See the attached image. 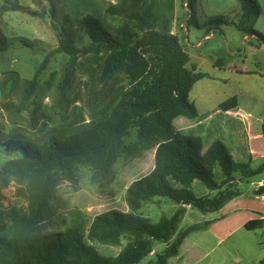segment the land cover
Segmentation results:
<instances>
[{"label": "trees", "instance_id": "trees-1", "mask_svg": "<svg viewBox=\"0 0 264 264\" xmlns=\"http://www.w3.org/2000/svg\"><path fill=\"white\" fill-rule=\"evenodd\" d=\"M4 12L24 9L17 0H1ZM57 0H46L49 15H58ZM199 0H189V21L197 28L228 25L226 17L198 23L195 7ZM240 15L237 28L245 35L254 34L261 15L256 0H238ZM108 14H117L115 7ZM127 23L117 33H111L105 22L88 15L77 23V30L89 39L88 46L79 49L66 24L61 27L59 46L51 53L65 54L69 61L58 84V92L65 95L72 88L79 60L88 55L106 54L100 80L108 82L122 74L127 88L120 95L109 115L86 124L75 134L60 138L50 135L44 142L26 139L1 141L0 149L9 159L0 165V264H140L153 253L154 245H165L163 254L148 264H168L179 256L184 240L193 232L207 230L211 222L180 230V224L190 206L203 214L218 212L241 195L237 182L249 180L264 172V165L252 169L249 164L235 162L225 145L216 141L204 152L200 137L181 134L174 126L180 117L195 120L198 111L190 101L193 86L207 77L188 68L190 57L178 35L154 29L139 13L126 15ZM66 23L70 22L66 17ZM233 23V21H232ZM133 24V25H132ZM69 26V25H68ZM18 41L29 47L28 39ZM12 41L0 23V57L9 52ZM49 63L47 57L36 69L32 79L26 80L18 111L25 110L35 95L40 75ZM237 105L232 97L220 105L224 111ZM264 134V124L262 127ZM156 148L153 170L132 182L125 190L127 212L110 210L88 222L79 209L70 211L59 197L60 187L67 183L80 190L78 171L92 169L101 189L108 190L115 182V168L120 161H133ZM220 169L224 180H216ZM241 179L236 178V174ZM200 181L216 196L198 197L193 183ZM24 205L9 210L1 207L4 192L11 185ZM264 195V187L254 191ZM155 199H169L178 209L171 217L162 216L152 223L138 213ZM264 221H251L245 229L254 231ZM114 257L101 255L91 244L121 247ZM260 264H264V259Z\"/></svg>", "mask_w": 264, "mask_h": 264}, {"label": "rangeland", "instance_id": "rangeland-1", "mask_svg": "<svg viewBox=\"0 0 264 264\" xmlns=\"http://www.w3.org/2000/svg\"><path fill=\"white\" fill-rule=\"evenodd\" d=\"M256 1L260 6L261 15L254 27L255 33L245 37L236 26L240 15L238 0H199L195 7L199 24L204 25L210 19L221 16L230 21L228 25L207 26L201 29L189 21L191 10L184 6L189 0H57L58 15L55 19L49 15L46 0H17L24 7L17 12H4V4L0 0V23L13 43L9 52L0 57L1 141L26 139L44 142L50 135L67 138L86 124L109 115L111 108L127 88V82L122 74L108 82L100 80L107 55L91 54L81 58V66L72 88L65 95H61L57 87L69 57L65 54L50 56L62 41L60 32L65 24L74 38L76 47L82 49L89 45L87 36L77 30L78 21L88 15L100 17L111 33H117L128 22L126 15L132 13L145 17L150 25L160 32L166 31L164 22L172 25L171 31L174 35H179L181 43L192 57L193 68L207 75L193 87L190 93L191 101L201 103V100L207 99L214 103L217 100L226 101L237 92H248L249 89L237 79L228 83L212 81L207 73L210 66L197 60L205 59L210 65L223 63L224 69L227 70L233 63L236 66H245L250 72L257 71L259 67L264 71V0ZM110 7H115L117 14H108ZM66 17L70 22L66 23ZM169 31L170 29L167 30ZM210 33L212 37L205 40V36ZM19 37L28 39L30 46L19 42ZM47 57L49 63L39 77L35 95L25 110L19 112L25 81L33 78L36 69ZM152 152L153 150L133 161H120L115 168V182L108 190L100 188L92 169L80 168V190L74 191L65 183L60 187L59 197L67 202L70 211H82L89 223L95 216L110 210L127 212L125 190L132 182L153 170ZM8 159L0 149V165ZM218 173V178H223L221 172ZM258 178L264 179V175ZM235 186L243 192L250 187L246 183L239 187V182ZM4 195L1 207L5 210L25 204L14 184ZM162 200L164 202L146 204L138 214L149 218L152 223H158L164 215L171 217L177 210L174 208L177 205L169 199ZM193 211L195 213L191 214L192 216L188 215L183 219L180 230L202 223L200 220L203 213L196 209ZM205 232L206 230L191 233L187 239L189 243H194L190 245L193 251L186 258L169 261L170 264H256L254 260L257 253L264 252V227L254 231L243 229L220 244ZM127 241L128 239L124 238L121 247L104 246L90 243L88 240L87 243L93 245L101 255L114 257L120 253ZM160 245L155 244L153 253L140 264L155 262L156 256L164 251L158 248Z\"/></svg>", "mask_w": 264, "mask_h": 264}, {"label": "crops", "instance_id": "crops-1", "mask_svg": "<svg viewBox=\"0 0 264 264\" xmlns=\"http://www.w3.org/2000/svg\"><path fill=\"white\" fill-rule=\"evenodd\" d=\"M169 29L170 31L168 33L173 34L171 31V29H173L172 25ZM211 35V33L207 34L204 39L207 40L212 37ZM245 37H247V35ZM188 55L190 57L188 68L194 70L196 73H201L193 68L192 57L189 53ZM197 61L207 63L210 66V71L207 73L208 77H210L209 79L212 81L228 83L237 79L243 83L249 91L245 93L237 92L236 95L231 96L230 98H237V105L235 108L228 111L222 110L220 105L230 98L226 101L217 100L214 103H211V101H208L207 99L201 100V103L191 101L190 99V101L196 106L198 117L195 120L180 117L174 121L175 128L183 135L200 137L203 142L204 152H206L213 143L220 141L228 149L235 162L249 164L252 169H258L264 165V134L262 130L264 124L263 68L259 67L257 68V71L250 72L245 66H236L231 63L229 65L230 69L227 70L224 69L223 63L210 65L207 60H201V58ZM152 150L151 163L153 168L156 148ZM149 151L145 152L142 157L147 155ZM218 172H221L220 169L216 172V180L218 182L223 181L224 177L218 178ZM261 175H264V172ZM235 176L238 180L241 179L239 173ZM257 177L245 180L244 182H239V187L244 183L250 185V187L245 192L241 191L239 197L231 200L221 210L202 215L200 220L202 223H212L205 233L216 243L220 244L232 234L245 229L246 224L251 221H264V195L257 196L254 194L255 190L264 187V179H257ZM193 191L198 197L209 196L212 198L217 194L216 191L209 190L197 180L193 183ZM160 201L164 202L162 199H158V201L155 199V202ZM178 207L179 206H175L174 208L178 209ZM194 213L193 208L187 206L184 218ZM156 244L160 245V243ZM162 245L158 246V248H162V250L165 251V245L161 247ZM190 245L192 246L194 243H189L186 238L180 247L179 256L172 258L169 261L171 262L175 259H180L181 257L186 258V256L193 251V247ZM163 253L160 252V254ZM208 253H210L209 250ZM263 259L264 252H258L254 262L260 264Z\"/></svg>", "mask_w": 264, "mask_h": 264}, {"label": "built area", "instance_id": "built-area-1", "mask_svg": "<svg viewBox=\"0 0 264 264\" xmlns=\"http://www.w3.org/2000/svg\"><path fill=\"white\" fill-rule=\"evenodd\" d=\"M185 7H186V9H188V3H185V5H184Z\"/></svg>", "mask_w": 264, "mask_h": 264}]
</instances>
